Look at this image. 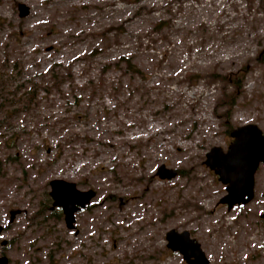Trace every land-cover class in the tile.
<instances>
[{
    "label": "rangeland",
    "instance_id": "rangeland-1",
    "mask_svg": "<svg viewBox=\"0 0 264 264\" xmlns=\"http://www.w3.org/2000/svg\"><path fill=\"white\" fill-rule=\"evenodd\" d=\"M263 60L264 0H0V257L187 264L167 248L174 229L208 264H264V163L254 199L231 210L204 164L232 130L264 132ZM55 179L95 193L72 229Z\"/></svg>",
    "mask_w": 264,
    "mask_h": 264
},
{
    "label": "water",
    "instance_id": "water-1",
    "mask_svg": "<svg viewBox=\"0 0 264 264\" xmlns=\"http://www.w3.org/2000/svg\"><path fill=\"white\" fill-rule=\"evenodd\" d=\"M20 16L28 14V7L18 5ZM233 139L226 152L219 147H213L206 154L204 164L208 166L218 180L226 185V195L220 202L227 206L228 210L233 207H241L249 204L255 196V174L264 163V132L256 124L238 127L231 131ZM160 178H170L177 175L175 170L166 169L164 166L158 170ZM50 197L53 207H58L64 214V221L68 228H74V215L84 208L94 198L92 190L80 191L75 183L61 179L50 181ZM18 211L10 213L12 220ZM3 227L0 225V234ZM167 248L179 252L187 264H208L200 244L190 237L188 231L169 230L166 233ZM2 244H5L3 242ZM0 264H9L5 256L0 257Z\"/></svg>",
    "mask_w": 264,
    "mask_h": 264
},
{
    "label": "trees",
    "instance_id": "trees-1",
    "mask_svg": "<svg viewBox=\"0 0 264 264\" xmlns=\"http://www.w3.org/2000/svg\"><path fill=\"white\" fill-rule=\"evenodd\" d=\"M164 25V23H159V25L156 26V29L162 27ZM264 61V60H263ZM124 65V69L125 72H129L133 75L139 76L141 78H144V74L133 64V62L131 61L130 58H120L119 61L117 62V64H115V66H117V68H119V66ZM191 79H196V77H192ZM211 79H220L222 80V82H226L228 80V78L226 77H219L218 75L213 74L211 76ZM227 83V82H226ZM234 86V91L231 92H226L225 90L222 92V95L224 96V100H228L230 102H227L228 105V109H230L233 104H234V99L236 98V92L238 91V86L233 83ZM5 122V121H4ZM179 173V172H178ZM52 217L57 219V218H61L62 214L61 212L59 213H52Z\"/></svg>",
    "mask_w": 264,
    "mask_h": 264
},
{
    "label": "flooded vegetation",
    "instance_id": "flooded-vegetation-1",
    "mask_svg": "<svg viewBox=\"0 0 264 264\" xmlns=\"http://www.w3.org/2000/svg\"><path fill=\"white\" fill-rule=\"evenodd\" d=\"M58 208V207H57ZM51 209H53V207L51 208ZM60 209V208H59ZM61 210V209H60ZM61 212H62V210H61Z\"/></svg>",
    "mask_w": 264,
    "mask_h": 264
}]
</instances>
